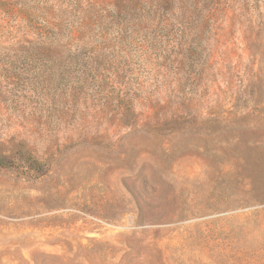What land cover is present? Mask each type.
I'll return each instance as SVG.
<instances>
[{"label":"rangeland","instance_id":"1","mask_svg":"<svg viewBox=\"0 0 264 264\" xmlns=\"http://www.w3.org/2000/svg\"><path fill=\"white\" fill-rule=\"evenodd\" d=\"M0 157V264H264V0H0Z\"/></svg>","mask_w":264,"mask_h":264},{"label":"trees","instance_id":"2","mask_svg":"<svg viewBox=\"0 0 264 264\" xmlns=\"http://www.w3.org/2000/svg\"><path fill=\"white\" fill-rule=\"evenodd\" d=\"M26 160L30 162V168L38 175L39 171H41L42 164L30 156H28ZM0 167H10V166H8L6 162H4L0 157Z\"/></svg>","mask_w":264,"mask_h":264}]
</instances>
